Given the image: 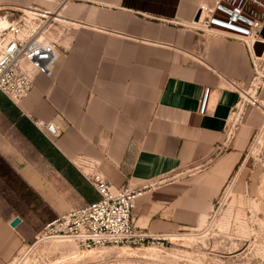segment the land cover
<instances>
[{"label":"crops","instance_id":"1","mask_svg":"<svg viewBox=\"0 0 264 264\" xmlns=\"http://www.w3.org/2000/svg\"><path fill=\"white\" fill-rule=\"evenodd\" d=\"M202 1L66 0L56 8L0 0L3 13L35 5L60 15L51 72L37 74L19 102L0 93V264L37 232L22 214V181L50 208V220L83 205L68 192L97 172L144 190L134 221L148 234L203 224L262 123L264 53L255 67L244 42L196 29ZM255 78L263 83L257 102L229 137L230 116ZM207 86L209 109L200 114ZM35 120L59 122L62 132L50 138Z\"/></svg>","mask_w":264,"mask_h":264},{"label":"rangeland","instance_id":"2","mask_svg":"<svg viewBox=\"0 0 264 264\" xmlns=\"http://www.w3.org/2000/svg\"><path fill=\"white\" fill-rule=\"evenodd\" d=\"M49 1L59 7L56 1ZM27 6L4 9L0 20L3 21V17L10 21L3 16L7 10L14 19ZM57 23L60 24L56 21L55 25ZM6 24L4 20L0 27ZM262 84L260 78H255L243 88L250 98L242 92L229 119V137L243 125L251 100L257 99ZM261 114L262 123L252 135L246 161L239 164L226 182L201 226L182 229L166 237L156 236L138 246L78 248L73 240L57 237L52 226H47L52 216L50 208L40 197L33 196L34 192L22 181V191L27 193L25 200H36L35 205L22 201V214L37 232L22 241L9 264H264V108ZM78 184L74 194L68 192L71 198L81 200L83 205L98 198L90 183L80 179Z\"/></svg>","mask_w":264,"mask_h":264},{"label":"built area","instance_id":"3","mask_svg":"<svg viewBox=\"0 0 264 264\" xmlns=\"http://www.w3.org/2000/svg\"><path fill=\"white\" fill-rule=\"evenodd\" d=\"M53 1L60 5L66 0ZM40 11L42 15L29 16L23 9L21 15L12 18L0 30V93L13 102L28 96L35 76L49 74L60 56L58 40L51 33L56 20L54 11ZM194 23V27L203 32L244 42L257 67L264 53L263 49L258 55L254 49L256 42L264 43V0H203L198 5ZM251 102L255 104L257 99L253 97ZM209 104L210 87L207 86L200 98V114L207 112ZM34 124L50 138L62 132L56 121L35 120ZM87 179L99 198L48 222L47 226H52L57 237L71 239L82 249L138 246L156 237L142 231L134 221L142 188L129 182L117 185L97 172L88 174Z\"/></svg>","mask_w":264,"mask_h":264},{"label":"water","instance_id":"4","mask_svg":"<svg viewBox=\"0 0 264 264\" xmlns=\"http://www.w3.org/2000/svg\"><path fill=\"white\" fill-rule=\"evenodd\" d=\"M262 35L264 37V28L262 30ZM254 49H255V53L258 54V55H261L262 52H263V49H264V43L263 42H256L255 45H254ZM21 221V218L19 216H16L14 217L12 220H11V225L12 226H17L18 223Z\"/></svg>","mask_w":264,"mask_h":264},{"label":"bare ground","instance_id":"5","mask_svg":"<svg viewBox=\"0 0 264 264\" xmlns=\"http://www.w3.org/2000/svg\"><path fill=\"white\" fill-rule=\"evenodd\" d=\"M24 10H25L26 12H29V13L31 14V15H30V14L27 13L29 16H35L36 14H41V15H42V13H43V12L40 11V9L35 8V7H30V6L24 7ZM59 16H60L59 14H56V15H55L56 18H58ZM1 18L4 19V20H7V24H8V22H9L8 19L3 18V17H1ZM4 20H3V21H4ZM3 21L0 20V23L3 22ZM7 24H6V25H7ZM6 25L1 26L0 29L3 28V27H5Z\"/></svg>","mask_w":264,"mask_h":264}]
</instances>
